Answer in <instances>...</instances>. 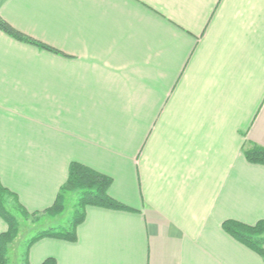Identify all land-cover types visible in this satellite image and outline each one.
<instances>
[{
  "label": "crops",
  "instance_id": "obj_1",
  "mask_svg": "<svg viewBox=\"0 0 264 264\" xmlns=\"http://www.w3.org/2000/svg\"><path fill=\"white\" fill-rule=\"evenodd\" d=\"M0 17L59 51L0 31L1 185L42 212L76 161L132 209L85 206L75 241L41 238L28 264H264L221 227L264 220L243 153L264 148V0H0Z\"/></svg>",
  "mask_w": 264,
  "mask_h": 264
},
{
  "label": "trees",
  "instance_id": "obj_2",
  "mask_svg": "<svg viewBox=\"0 0 264 264\" xmlns=\"http://www.w3.org/2000/svg\"><path fill=\"white\" fill-rule=\"evenodd\" d=\"M0 31L16 41L33 45L37 48L59 53V51L47 44H44L30 36L23 34L4 19L0 17ZM244 156L247 162L264 165V148L251 144L249 148H245ZM112 183V178L108 175L100 173L82 163L71 161L68 165L67 179L59 189L54 202L43 212L53 214L63 209L62 200L65 191H74L78 194L76 207L80 209L78 216H72L69 229L63 227L48 228L38 231L32 238L28 240V246L41 238H56L66 241H75V228L83 220V209L85 206H95L99 208L132 211L131 208L112 198L108 189ZM12 196L22 211L26 215L27 212L17 202L15 195L4 188L0 183V218L6 224V230L0 233V264H6L7 245L16 236L18 222L13 214H11L4 206V197ZM37 213V212H36ZM35 213H31L34 215ZM29 215V214H27ZM222 230L230 235L234 240L244 245L248 249L258 254L264 260V220H259L252 225H248L236 220H224L221 224ZM22 264L27 263V254L25 253ZM41 264H56L54 258L48 257Z\"/></svg>",
  "mask_w": 264,
  "mask_h": 264
},
{
  "label": "rangeland",
  "instance_id": "obj_3",
  "mask_svg": "<svg viewBox=\"0 0 264 264\" xmlns=\"http://www.w3.org/2000/svg\"><path fill=\"white\" fill-rule=\"evenodd\" d=\"M78 194L74 191H65L63 193L62 206L60 212L49 214L46 212H37L34 215L22 214L12 196L4 197L5 208L15 216L18 222L16 236L7 245L6 264H22L25 253L27 254L28 240L47 225L66 226L69 229L72 216H78L80 209L76 207ZM18 202V201H17ZM59 226V227H60ZM58 228V227H56Z\"/></svg>",
  "mask_w": 264,
  "mask_h": 264
}]
</instances>
